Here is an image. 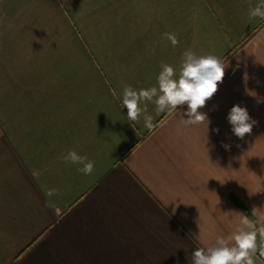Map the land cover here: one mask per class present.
Returning a JSON list of instances; mask_svg holds the SVG:
<instances>
[{"label":"crops","instance_id":"crops-1","mask_svg":"<svg viewBox=\"0 0 264 264\" xmlns=\"http://www.w3.org/2000/svg\"><path fill=\"white\" fill-rule=\"evenodd\" d=\"M257 2L0 0V264H190L236 213L264 223ZM187 50L226 66L199 110L209 124L185 127L186 104L152 102L129 121L124 87H158L161 64L178 74ZM237 104L258 121L243 139L227 120ZM69 149L94 161L91 175L64 162Z\"/></svg>","mask_w":264,"mask_h":264},{"label":"clouds","instance_id":"clouds-1","mask_svg":"<svg viewBox=\"0 0 264 264\" xmlns=\"http://www.w3.org/2000/svg\"><path fill=\"white\" fill-rule=\"evenodd\" d=\"M248 15L250 19L259 17L264 20V0H258L254 7L250 6ZM164 37L173 46L179 42L175 34L165 33ZM161 68L162 71L157 77L158 87L141 88L137 91L131 85H126L122 98L117 97L121 99L122 109H127V119L137 122L139 117L147 112L146 102L154 103L158 113H171L177 111L178 106L186 104L184 115L188 118H182L185 127L204 121L209 124L207 114L199 110L205 107L206 102L215 95L219 84L223 82L226 69L223 59L215 55H197L187 50L183 53L178 74L168 64L162 63ZM113 95L115 96V92ZM253 97H256L257 104L264 102V98ZM152 119V116L144 115L145 127L149 131L154 127ZM227 120L232 133L240 139L246 134H251L253 127L258 123L249 115L248 109L239 104L230 109ZM63 160L65 163L81 165L77 171L85 176L91 175L94 170V161L78 154L74 149H69ZM56 191L50 189L47 195H53ZM236 214L239 224L233 233L228 237H218L210 247L196 248L191 254L190 264H257V255L264 258V223L258 227L248 215L242 212ZM256 214L254 208L252 215ZM258 235L262 241L259 250Z\"/></svg>","mask_w":264,"mask_h":264}]
</instances>
